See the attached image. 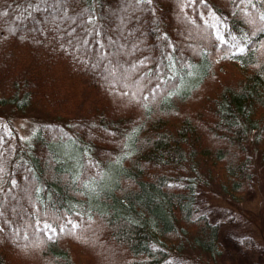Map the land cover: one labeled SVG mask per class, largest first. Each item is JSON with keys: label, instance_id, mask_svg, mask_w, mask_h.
I'll list each match as a JSON object with an SVG mask.
<instances>
[{"label": "trees", "instance_id": "16d2710c", "mask_svg": "<svg viewBox=\"0 0 264 264\" xmlns=\"http://www.w3.org/2000/svg\"><path fill=\"white\" fill-rule=\"evenodd\" d=\"M234 1L0 0V115L34 125L0 264H223L199 192L264 199V0Z\"/></svg>", "mask_w": 264, "mask_h": 264}, {"label": "rangeland", "instance_id": "374dc122", "mask_svg": "<svg viewBox=\"0 0 264 264\" xmlns=\"http://www.w3.org/2000/svg\"><path fill=\"white\" fill-rule=\"evenodd\" d=\"M243 1L249 0H235L230 13L232 14ZM230 15L229 13L217 15L213 12L205 14L206 22L214 28L219 39L229 40L226 30ZM12 125L0 115V190L10 174L14 179L15 166L11 160L17 140L15 131L22 137L28 134V129L29 135L34 131V125H28L26 119H15ZM15 181L16 179L13 182ZM247 200L248 203L243 208L235 209L229 207L225 200L206 190L199 192L197 203L200 213L205 214L213 224L220 227L221 243L225 249L223 264H264V207H262L264 199L254 187L249 191ZM69 223L74 224L73 221ZM40 226L51 239L56 238L58 231L63 228V225L57 227L47 221L41 222ZM243 239L246 240L245 244L241 243ZM173 264L194 263L174 260Z\"/></svg>", "mask_w": 264, "mask_h": 264}, {"label": "snow or ice", "instance_id": "6c2138e0", "mask_svg": "<svg viewBox=\"0 0 264 264\" xmlns=\"http://www.w3.org/2000/svg\"><path fill=\"white\" fill-rule=\"evenodd\" d=\"M243 51V50H242Z\"/></svg>", "mask_w": 264, "mask_h": 264}]
</instances>
